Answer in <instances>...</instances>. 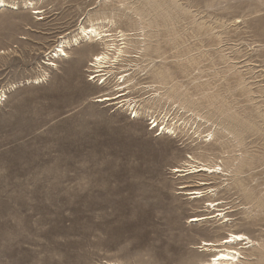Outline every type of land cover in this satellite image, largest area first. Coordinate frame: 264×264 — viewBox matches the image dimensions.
Masks as SVG:
<instances>
[{
  "label": "rangeland",
  "instance_id": "374dc122",
  "mask_svg": "<svg viewBox=\"0 0 264 264\" xmlns=\"http://www.w3.org/2000/svg\"><path fill=\"white\" fill-rule=\"evenodd\" d=\"M4 1L0 264H200L232 233L253 241L237 264H264V0ZM89 21L128 43L106 86L103 43L50 55ZM191 156L224 169L202 187L215 210L185 195L204 176L174 171Z\"/></svg>",
  "mask_w": 264,
  "mask_h": 264
},
{
  "label": "bare ground",
  "instance_id": "6f19581e",
  "mask_svg": "<svg viewBox=\"0 0 264 264\" xmlns=\"http://www.w3.org/2000/svg\"><path fill=\"white\" fill-rule=\"evenodd\" d=\"M107 1H106V3H107ZM7 6L8 5L4 0H0V9H3ZM26 6H27V8H30L33 6V3L32 2L26 3ZM38 13H40V11H36L35 14H38ZM88 23H87L88 25L86 26L84 22H81L78 29L74 32L73 36L70 38L69 37L68 38H66V37L62 38L61 41L59 42V44L56 46L55 50L53 52H51L50 55H51L52 59L58 60L62 57L67 56V53H66L67 49H71L72 47H78L81 45V43H93V42L103 43L108 51H113L112 57L109 56V53L99 54V55L94 57V61L91 64V67L96 69L94 71L93 78L94 79L98 78L101 85H103L108 80L107 77L109 76V74H111V72H112L111 70L107 72L105 70V69H107L106 66L111 68V66H112L111 63H112L113 59H114L113 60L114 62H118L121 58H123V56L125 54H127L126 49L128 48V43L124 42L120 45H117V43H116L117 41L113 38V35L108 33L109 29L106 30V28L103 27V22L89 21ZM119 33L121 34L120 37L123 38L122 40L126 41L124 38L125 34H123L121 32H119ZM143 41H145V39ZM144 44H145V42H144ZM143 47H141V49ZM141 49H140V52L143 51ZM107 64H111V65H107ZM103 68H105V69H103ZM127 76H124V75L120 76V78L117 79L118 83L127 82V80L125 79V77H127ZM34 83L38 84V83H41V81H40V79H37L34 81ZM117 88H119V85L117 86ZM157 95H159V94L157 93ZM122 96H121V94H118V95L116 94L115 96H111V97L107 96V97L101 98L100 101H102V102L116 101V100H119L120 98H122ZM154 97H156V95ZM116 104H118V103H116ZM128 106L130 108L132 106V104L130 103ZM134 107L135 106H133L131 108L132 109V115H134V117H139L140 112L137 109H135ZM197 118L200 119V116L199 117L197 116L196 119ZM153 125L155 126L156 129H158V131H160V136H167L171 133L174 135L176 133V130H177V126H175L176 124H170L169 125V124L163 123L161 125L156 120H154ZM177 125H178V123H177ZM178 127H180V126H178ZM194 135L198 136L199 133L197 131H195ZM199 137H200V135L197 138H199ZM208 138H210V139L208 141L205 140L204 142H209V141L213 140L212 132L206 136V139H208ZM203 152H202L203 155H207L206 152H204V153ZM174 171L177 173L184 174V176H182V177L195 178L198 176L197 174H201L202 176H204L203 177L204 179H200V182L197 185V187H199L200 189L188 190L185 192V195L190 196V199H192V200L205 202L206 200L210 199V195H214V193H216L217 191L213 187H208V188H202V187L212 184V183H209L211 181H216L218 175L223 173L224 169L221 168L217 164L207 165L204 163H200L199 159L196 156H191L187 160L183 161L181 168H176ZM184 188H187V187H184ZM246 200H251V198L247 197ZM204 207L208 208V209H214L215 210L217 207H220V203L215 202V201H206V206H204ZM211 217H222L224 222H227L230 220L226 217V215H224L222 213H217V215L214 214ZM211 217L203 215V216L193 217L190 220H191V222H204V221H208L209 219H211ZM245 242H247V243H245ZM203 243H204L203 248H205V251L213 253V255L208 260H205V261L201 262L200 264H237L240 261L241 255H242V253L237 249L238 246L242 245L243 243L249 245V244H252L253 241H251L250 238L243 233H232V234H230V236L228 238H226L222 241L203 242Z\"/></svg>",
  "mask_w": 264,
  "mask_h": 264
},
{
  "label": "built area",
  "instance_id": "2783aa9c",
  "mask_svg": "<svg viewBox=\"0 0 264 264\" xmlns=\"http://www.w3.org/2000/svg\"><path fill=\"white\" fill-rule=\"evenodd\" d=\"M90 71H91V70H89V73H91ZM89 78H90V81H92V82H96L98 85L102 86V85L100 84V82H98L97 79H94V78H93V75H92V74L89 75ZM92 78H93V79H92ZM110 82H111V78L108 77V80L104 83L103 86L108 85ZM132 117H133V116H132ZM151 127H154V128H155V126L153 125V122L151 123ZM155 129H156V128H155Z\"/></svg>",
  "mask_w": 264,
  "mask_h": 264
}]
</instances>
